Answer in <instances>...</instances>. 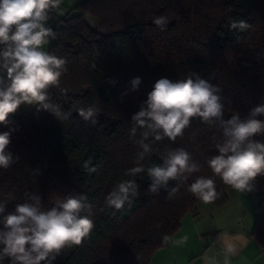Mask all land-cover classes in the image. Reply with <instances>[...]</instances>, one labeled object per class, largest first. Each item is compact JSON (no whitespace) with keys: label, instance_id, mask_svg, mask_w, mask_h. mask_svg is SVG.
<instances>
[{"label":"trees","instance_id":"trees-1","mask_svg":"<svg viewBox=\"0 0 264 264\" xmlns=\"http://www.w3.org/2000/svg\"><path fill=\"white\" fill-rule=\"evenodd\" d=\"M73 10L75 15L62 18L60 28L53 29L56 38L49 50L67 61L60 86L49 90L51 102L71 115L58 120L36 107L0 124V132L15 129L7 151L19 157L11 168L0 169V199L9 193L14 197L7 214L25 201L26 193L40 195L44 210L69 195H86L94 205V227L81 245L66 249L54 264H149L200 200L188 190L196 177L215 180L221 195L208 203L213 207L227 203L231 187L207 164L218 154L222 132L198 118L174 142L145 141L151 151L139 160L144 171L128 175L142 151L136 143L141 130L130 136L131 116L159 78L176 81L190 73L222 89L225 119L236 113L246 119L252 108L264 104V0H84ZM88 15L96 19V29L84 22ZM159 16L168 20L163 31L153 23ZM232 20L250 27L231 29ZM135 77L141 84L132 90ZM89 107L96 109L95 125L78 115L79 108ZM255 139L264 141V136ZM176 149L188 152L200 171L152 193L147 169L161 165ZM89 158L96 172L83 168ZM127 180L138 186L131 205L108 207V194ZM172 188L178 190L169 198ZM253 192L258 212L251 236L264 252V176L257 177Z\"/></svg>","mask_w":264,"mask_h":264},{"label":"clouds","instance_id":"clouds-1","mask_svg":"<svg viewBox=\"0 0 264 264\" xmlns=\"http://www.w3.org/2000/svg\"><path fill=\"white\" fill-rule=\"evenodd\" d=\"M61 2L0 0V124L7 125L10 114L16 113L21 105L36 106L37 111H47L58 120H66L71 115L53 104L49 94L51 88L60 86L67 61L44 50V45L56 38L46 25ZM153 23L163 31L168 20L159 16ZM249 27L244 20L230 22L231 29L244 31ZM108 82L115 84L111 79ZM130 84L132 90H137L141 78H133ZM221 92L219 86L197 73L176 81L159 78L139 110L131 116L130 136L135 137L137 130H141V138L136 143L142 151L138 154L137 166L127 174L135 176L144 171L139 160L151 151L145 141L167 138L174 142L198 118L209 128L222 132L223 140L216 145L218 154L207 161L212 173L236 191L252 192L257 177L264 176V141L255 139L264 136V120L257 118L264 116V104L252 108L246 119H241L238 113L225 119ZM77 111L84 121L97 123L95 108ZM13 131L0 132V169L7 170L19 160L7 151ZM91 163L89 158L83 168L89 173L96 172L97 167H90ZM198 171L200 165L191 160L190 154L176 149L167 154L161 165L147 169L151 178L149 190L158 193L160 188L167 189L170 180H187L188 175ZM177 190L172 188L168 197ZM188 190L206 204L221 195L215 180L205 176L196 177ZM25 195V201L16 204L14 211L7 214L8 201L14 197L9 193L0 199V264L5 260L8 264H54L66 249L81 245L91 233L94 205L86 195H69L47 210L42 207L40 195ZM137 195L134 180L122 181L108 194L106 205L121 210L125 204L130 206Z\"/></svg>","mask_w":264,"mask_h":264},{"label":"crops","instance_id":"crops-1","mask_svg":"<svg viewBox=\"0 0 264 264\" xmlns=\"http://www.w3.org/2000/svg\"><path fill=\"white\" fill-rule=\"evenodd\" d=\"M194 210L149 264H264L263 249L251 236L254 213L250 221L229 215L212 225L195 218ZM228 211L223 213L228 215Z\"/></svg>","mask_w":264,"mask_h":264},{"label":"rangeland","instance_id":"rangeland-1","mask_svg":"<svg viewBox=\"0 0 264 264\" xmlns=\"http://www.w3.org/2000/svg\"><path fill=\"white\" fill-rule=\"evenodd\" d=\"M84 0H62L58 10L52 12L51 18L47 22L48 27L53 29L60 28V20L66 16H73L76 11L73 9L76 5L80 4ZM54 43V39H50L49 42L44 45V50L49 52L51 46ZM36 106L21 105L16 113L10 115H20L21 113H30ZM228 201L221 207H213L210 204H206L199 200L195 205V218L202 221H209L212 225L216 224L220 218H245L246 220L255 217L258 212V204L256 194L252 192L243 193L230 188L227 191ZM230 199V200H229ZM225 210L228 211V215L224 214ZM227 212V211H226ZM254 213L255 216H252ZM255 218H253L254 221ZM250 221V220H249Z\"/></svg>","mask_w":264,"mask_h":264},{"label":"water","instance_id":"water-1","mask_svg":"<svg viewBox=\"0 0 264 264\" xmlns=\"http://www.w3.org/2000/svg\"><path fill=\"white\" fill-rule=\"evenodd\" d=\"M84 22L92 29H96L97 21L92 16L88 15L84 18Z\"/></svg>","mask_w":264,"mask_h":264}]
</instances>
